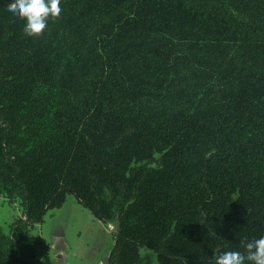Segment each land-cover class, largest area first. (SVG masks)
Instances as JSON below:
<instances>
[{"label":"trees","instance_id":"16d2710c","mask_svg":"<svg viewBox=\"0 0 264 264\" xmlns=\"http://www.w3.org/2000/svg\"><path fill=\"white\" fill-rule=\"evenodd\" d=\"M0 0V264L69 195L116 225L107 264H213L264 236V0H62L37 37Z\"/></svg>","mask_w":264,"mask_h":264},{"label":"rangeland","instance_id":"374dc122","mask_svg":"<svg viewBox=\"0 0 264 264\" xmlns=\"http://www.w3.org/2000/svg\"><path fill=\"white\" fill-rule=\"evenodd\" d=\"M23 218L18 203L0 196V225L9 233L11 225ZM42 226V227H41ZM62 230L68 249L66 257L58 259L52 247L55 233ZM116 225H105L94 218L75 198L69 195L65 205L48 213L42 225L34 224L28 229L30 235H39L51 244L41 264H104L114 245ZM139 264H159L156 253L149 248L141 249Z\"/></svg>","mask_w":264,"mask_h":264},{"label":"clouds","instance_id":"9594fccd","mask_svg":"<svg viewBox=\"0 0 264 264\" xmlns=\"http://www.w3.org/2000/svg\"><path fill=\"white\" fill-rule=\"evenodd\" d=\"M62 0H9L6 10L15 19L24 21L23 32L29 37L45 33L49 20L62 14ZM213 264H264V236L244 244V251L214 252Z\"/></svg>","mask_w":264,"mask_h":264},{"label":"water","instance_id":"95a60500","mask_svg":"<svg viewBox=\"0 0 264 264\" xmlns=\"http://www.w3.org/2000/svg\"><path fill=\"white\" fill-rule=\"evenodd\" d=\"M55 238L53 240L52 247L55 251L58 252V259H63L66 257L65 252L68 249V245L65 241V235L62 230H59L55 233Z\"/></svg>","mask_w":264,"mask_h":264},{"label":"crops","instance_id":"0c3cea01","mask_svg":"<svg viewBox=\"0 0 264 264\" xmlns=\"http://www.w3.org/2000/svg\"><path fill=\"white\" fill-rule=\"evenodd\" d=\"M54 210H56V209H54ZM54 210H50L48 213H50V212H53ZM47 213V214H48ZM44 221H45V218H44ZM44 223V222H43ZM42 223V224H43ZM42 224H39V225H42ZM42 227V226H41ZM32 236H36V237H41V238H43L42 236H39V235H32ZM43 239H45V238H43ZM46 240V239H45ZM50 246H51V244H50ZM44 259V258H43ZM140 261V260H139ZM103 263L104 264H107V259H105L104 261H103ZM139 264V263H138Z\"/></svg>","mask_w":264,"mask_h":264}]
</instances>
